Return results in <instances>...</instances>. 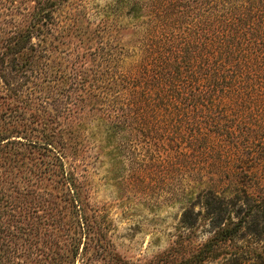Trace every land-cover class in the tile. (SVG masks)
Listing matches in <instances>:
<instances>
[{
	"label": "trees",
	"instance_id": "trees-1",
	"mask_svg": "<svg viewBox=\"0 0 264 264\" xmlns=\"http://www.w3.org/2000/svg\"><path fill=\"white\" fill-rule=\"evenodd\" d=\"M120 21L118 47L73 0H0V264H264V0H121ZM91 136L187 181L154 260L90 206Z\"/></svg>",
	"mask_w": 264,
	"mask_h": 264
},
{
	"label": "rangeland",
	"instance_id": "rangeland-1",
	"mask_svg": "<svg viewBox=\"0 0 264 264\" xmlns=\"http://www.w3.org/2000/svg\"><path fill=\"white\" fill-rule=\"evenodd\" d=\"M73 1L83 6L92 23L105 19L112 24L107 39L121 46V0ZM97 138H89L85 152L89 204L103 216L107 239L120 257L133 263L154 260L175 238L182 213L175 192L187 181L164 172L159 182L156 169L160 162L149 158L151 149L126 150V160L121 162V140L106 146ZM40 247L46 249L45 245Z\"/></svg>",
	"mask_w": 264,
	"mask_h": 264
}]
</instances>
